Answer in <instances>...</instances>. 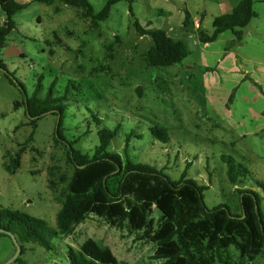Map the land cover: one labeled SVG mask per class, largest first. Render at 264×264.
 <instances>
[{"label":"rangeland","instance_id":"1","mask_svg":"<svg viewBox=\"0 0 264 264\" xmlns=\"http://www.w3.org/2000/svg\"><path fill=\"white\" fill-rule=\"evenodd\" d=\"M17 1L30 5L14 17L16 29L0 49L7 71L0 69V212L45 222L49 247L24 244V254L10 264H71V249L78 252L89 239L110 249L118 264H164L142 232L114 228L92 214L71 234L55 233L74 166L66 144L55 139L58 117H41L34 130L25 107H16L40 81L42 98L51 87L54 96L67 95L62 133L77 150L92 156L99 132L117 130L109 151L127 153L174 182H196L210 210L227 206L241 216L239 192L253 190L264 222V0L254 3L241 40L228 30L208 44L197 32L211 35L214 20L240 0H120L99 25L59 0ZM88 1L100 11L107 0ZM5 18L0 8V26ZM136 20L184 43L182 65L147 67L143 54L152 39L136 32ZM21 149V165L11 174L6 166ZM224 159L246 169L244 183L229 181ZM161 216L154 210V229ZM15 254L12 239L0 235V264ZM253 264H264V252Z\"/></svg>","mask_w":264,"mask_h":264},{"label":"trees","instance_id":"2","mask_svg":"<svg viewBox=\"0 0 264 264\" xmlns=\"http://www.w3.org/2000/svg\"><path fill=\"white\" fill-rule=\"evenodd\" d=\"M36 1L50 5L56 0ZM59 1L78 9L84 19L99 25L108 20L111 8L120 0H107L100 11H96L88 0ZM257 1L240 0L231 13L214 20L211 35L202 30L197 32L200 42H214L228 30H232L236 39L241 40L242 32L239 30L247 27L255 16L253 5ZM29 5L17 0H0V8L6 16L0 26V49L16 29L14 17ZM190 24L191 17L187 13L184 26L188 28ZM134 27L141 37L150 36L152 39L151 46L143 54L147 67L182 65L187 58L186 45L171 38L166 31L147 30L137 20ZM0 69L6 71L5 65L0 64ZM8 78L12 84L24 90L23 85L12 76L8 75ZM41 89L40 81L31 97L24 91L25 99L16 107H25L29 125L34 130L41 117L48 114L60 116L56 130L58 137L55 135V139L66 144L74 174L68 184L69 194L57 214L56 234H71L75 226L92 214L114 228L142 232L143 239L156 245L154 258L164 260V264H253L263 254L264 222L260 196L255 191L246 189L239 192L243 211L241 216L232 215L227 206L210 210L204 202V188L196 182L184 179L174 182L163 172L134 163L127 153L123 158L109 151L117 130L102 129L99 132V145L93 155L84 154L74 147L75 142H67L63 137V103L67 101V95L54 96V88L51 87L42 98L39 95ZM22 153L23 149L12 159L11 165L6 166L9 173L14 174L20 167ZM224 161L228 166L229 181L233 185L244 183L246 169L235 165L231 159ZM154 210L162 214L157 229L153 226ZM0 229L15 236L22 247L21 255L25 251L24 244L38 243L49 247L45 235L48 227L41 220L3 210L0 212ZM235 253L237 261L234 259ZM70 261L71 264H118L110 249L100 247L92 239L87 240L78 252L71 249Z\"/></svg>","mask_w":264,"mask_h":264},{"label":"water","instance_id":"3","mask_svg":"<svg viewBox=\"0 0 264 264\" xmlns=\"http://www.w3.org/2000/svg\"><path fill=\"white\" fill-rule=\"evenodd\" d=\"M59 121H60V116L58 117L57 129L59 127ZM56 136L58 137L57 132H56ZM244 218H245V216L242 217V219H244ZM0 234L8 235L12 239V241H13L15 247H16V254H15L14 258L7 263V264H10V263L16 261L19 258V256L22 253V247L19 244V242L17 241V239L15 238V236L11 232H9V231H7L5 229H0Z\"/></svg>","mask_w":264,"mask_h":264}]
</instances>
